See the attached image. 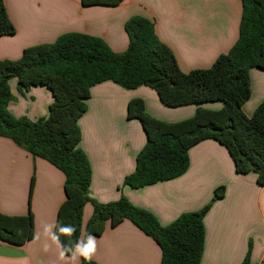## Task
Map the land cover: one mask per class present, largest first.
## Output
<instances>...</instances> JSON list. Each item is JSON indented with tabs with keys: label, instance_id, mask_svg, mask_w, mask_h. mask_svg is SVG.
Returning a JSON list of instances; mask_svg holds the SVG:
<instances>
[{
	"label": "crops",
	"instance_id": "obj_1",
	"mask_svg": "<svg viewBox=\"0 0 264 264\" xmlns=\"http://www.w3.org/2000/svg\"><path fill=\"white\" fill-rule=\"evenodd\" d=\"M5 2L17 33L0 38V60H18L26 48L54 43L68 33L99 37L114 52H125L129 46L126 22L133 16H143L155 22L157 35L173 50L184 72L210 68L220 55L232 49L240 36L243 10L241 0H127L118 7H85L81 0ZM10 86L15 100L9 110L14 116L37 121L49 115L53 97L47 88L21 92L15 79ZM251 88V99L244 106L248 117L264 102L263 70L251 71ZM133 99H143L152 116L176 121L151 110L156 106L165 113L166 106L148 86L127 90L108 81L93 87L88 111L79 123L80 147L93 169L91 197L105 204L126 197L156 216L162 226H169L183 214L203 209L215 191L224 186L225 196L205 217L206 244L201 264H242L250 247L252 262L264 264V186L258 184L254 174L238 175L228 150L218 142L207 140L193 147L190 168L180 178L142 189L125 186L147 143L141 123L128 118V104ZM185 107L187 116L198 109L197 105ZM203 107L214 109L218 104ZM34 176L31 211L35 237L21 247L0 241V264H75L71 256L61 259L62 248L44 235L46 224H54V234L58 211L66 200L65 175L48 161L32 157L12 140L0 137L1 212L10 216L29 213L28 196ZM92 215L93 206L88 204L83 234ZM94 238L96 252L92 260L97 264H162L159 245L130 221L116 228L108 223L105 233ZM45 243L49 245L47 251Z\"/></svg>",
	"mask_w": 264,
	"mask_h": 264
},
{
	"label": "trees",
	"instance_id": "obj_2",
	"mask_svg": "<svg viewBox=\"0 0 264 264\" xmlns=\"http://www.w3.org/2000/svg\"><path fill=\"white\" fill-rule=\"evenodd\" d=\"M127 0H81L85 7H118ZM240 36L232 49L220 55L207 69L184 72L173 50L157 35L155 22L143 16L131 17L125 25L129 46L114 52L101 38L68 33L54 43L28 47L18 60H0V137L10 139L32 157L48 161L65 175L66 200L60 207L54 229L61 245L72 256L77 244L88 236L101 237L108 223L116 228L130 221L152 238L162 251V264H201L206 244L205 217L223 199L226 187L218 188L200 211L183 214L169 226H162L148 210L133 205L126 197L100 203L90 195L93 169L81 149V118L88 111L92 88L113 82L127 90L142 86L154 89L169 108L197 105L195 114L183 121L167 122L147 112L143 99L128 104V118L138 120L147 143L138 154L135 172L125 186L142 189L180 178L190 168V151L207 140L225 147L238 175L254 174L264 186V102L251 117L244 112L251 99V71H264V0H241ZM17 33L5 0H0V38ZM19 90L47 88L53 97L49 115L37 121L16 117L10 110L15 100L10 81ZM223 103L221 109L203 107ZM35 185L32 178L30 198ZM93 215L83 234L84 211ZM71 225V236L60 229ZM35 237V218L10 216L0 210V241L21 247ZM250 247L242 264H254ZM81 264H97L93 260Z\"/></svg>",
	"mask_w": 264,
	"mask_h": 264
},
{
	"label": "clouds",
	"instance_id": "obj_3",
	"mask_svg": "<svg viewBox=\"0 0 264 264\" xmlns=\"http://www.w3.org/2000/svg\"><path fill=\"white\" fill-rule=\"evenodd\" d=\"M54 226V224H46L44 226V235L50 237L51 241L55 244H57L59 247L62 248V251L60 253V258L64 259L66 252L71 251L70 248H68L67 245H60L58 237L51 233V228ZM75 229L73 226L68 225L67 227H63L60 229V235H67L71 236L74 233ZM38 238V237H37ZM49 248V245L47 243L44 244V250L47 251ZM96 252V239L89 235L87 239L86 244H77L75 248V252L70 257L72 261L75 262V264H79V258L83 257L85 261H91L94 254Z\"/></svg>",
	"mask_w": 264,
	"mask_h": 264
},
{
	"label": "rangeland",
	"instance_id": "obj_4",
	"mask_svg": "<svg viewBox=\"0 0 264 264\" xmlns=\"http://www.w3.org/2000/svg\"><path fill=\"white\" fill-rule=\"evenodd\" d=\"M15 81H17V80L15 79ZM215 104H218V108H214V109H221L223 107V103H215ZM152 109H153V111H155V113H161L160 115L162 117H166L167 119L176 120V121H169V120H165V119L158 118V119H161V120L167 121V122H179V121H183V120H186V119L192 117V116H187V113H185L186 112L185 111L186 110V107L185 108H169V107H166V112L165 113L157 110V107L156 106L155 107L153 106V108H151V110ZM34 178H35V182H36V177L34 176ZM31 182H32V180H31ZM30 185H31V183H30ZM28 205H29V209L31 210L30 192H29V196H28ZM85 220H86V218H85Z\"/></svg>",
	"mask_w": 264,
	"mask_h": 264
}]
</instances>
